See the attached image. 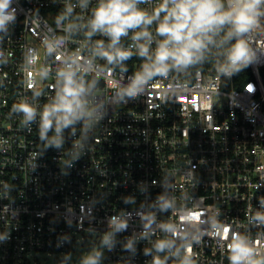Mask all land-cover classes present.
Instances as JSON below:
<instances>
[{
  "label": "built area",
  "instance_id": "1",
  "mask_svg": "<svg viewBox=\"0 0 264 264\" xmlns=\"http://www.w3.org/2000/svg\"><path fill=\"white\" fill-rule=\"evenodd\" d=\"M161 2L137 7L151 15ZM99 3L5 9L0 264H74L78 234L95 236L104 264H233L234 238L252 252L240 264H264V2L239 35L249 58L237 70L171 67L134 95L128 87L164 39L159 21L147 26L148 56L138 47L146 39H132L142 29H129L116 47L131 56L109 63L98 52L111 37L90 26ZM68 66L84 87L80 114L44 129Z\"/></svg>",
  "mask_w": 264,
  "mask_h": 264
},
{
  "label": "clouds",
  "instance_id": "2",
  "mask_svg": "<svg viewBox=\"0 0 264 264\" xmlns=\"http://www.w3.org/2000/svg\"><path fill=\"white\" fill-rule=\"evenodd\" d=\"M9 2L10 0H0V27L12 19L11 14H5ZM142 2L144 0H100L90 21L93 32L100 31L111 37L108 50H104L101 45L98 52V55L104 57L109 63L131 56L130 51L116 47L120 37L127 35L129 29H142L136 32L132 39L134 41L146 39V43L139 44L138 47L141 56H148L147 45L151 42V33L147 31V26L154 20L159 21L156 31L164 39L158 44L154 56L149 57L152 63L148 70L137 76L128 87L129 95H134L138 87L152 76L166 75L171 67H187L200 59L206 42L212 39L210 34L218 33L223 26H230V31L227 33L229 37L247 32L255 24L256 17L259 15L257 6L264 0H228L226 9L222 0H162L151 15L137 7ZM161 13H164L162 19ZM248 58L247 44L244 40L238 39L227 53V62L218 71L230 74ZM58 76L61 86L56 101L42 114L44 129L51 125L53 119L57 121V129L61 124H69L72 118L80 114L82 108L81 96L84 87L77 81L73 68L68 66L66 70L59 72ZM18 107L26 113L28 119L32 118L34 110L30 106L21 104ZM234 239L236 243L232 245L234 254L231 259L233 264H240L241 261L248 260L252 252L243 241ZM85 264H95V260L89 258ZM249 264H251L250 261Z\"/></svg>",
  "mask_w": 264,
  "mask_h": 264
},
{
  "label": "trees",
  "instance_id": "3",
  "mask_svg": "<svg viewBox=\"0 0 264 264\" xmlns=\"http://www.w3.org/2000/svg\"><path fill=\"white\" fill-rule=\"evenodd\" d=\"M225 9L228 7L227 0H222ZM264 7V4H263ZM230 31V26L225 25L216 34H210L212 39L210 42H206V47L202 50L200 59L196 60L193 64H190L191 69L199 67L206 68L212 66L214 63L216 66L221 67L227 62V53L231 47L236 44L239 36L233 34L228 36L227 33ZM214 64V65H215Z\"/></svg>",
  "mask_w": 264,
  "mask_h": 264
},
{
  "label": "rangeland",
  "instance_id": "4",
  "mask_svg": "<svg viewBox=\"0 0 264 264\" xmlns=\"http://www.w3.org/2000/svg\"><path fill=\"white\" fill-rule=\"evenodd\" d=\"M104 248L99 247L95 241V236L90 234H78L75 248L70 251V260L74 264H85L89 258L95 260V264H104ZM54 258H49L41 264H53Z\"/></svg>",
  "mask_w": 264,
  "mask_h": 264
}]
</instances>
